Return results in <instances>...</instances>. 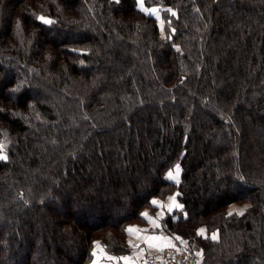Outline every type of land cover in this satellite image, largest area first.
Returning a JSON list of instances; mask_svg holds the SVG:
<instances>
[{
    "label": "trees",
    "instance_id": "trees-1",
    "mask_svg": "<svg viewBox=\"0 0 264 264\" xmlns=\"http://www.w3.org/2000/svg\"><path fill=\"white\" fill-rule=\"evenodd\" d=\"M145 3L0 0V264L122 255L176 191L200 264H264V0Z\"/></svg>",
    "mask_w": 264,
    "mask_h": 264
},
{
    "label": "crops",
    "instance_id": "crops-1",
    "mask_svg": "<svg viewBox=\"0 0 264 264\" xmlns=\"http://www.w3.org/2000/svg\"><path fill=\"white\" fill-rule=\"evenodd\" d=\"M138 6L141 8V5L138 3ZM160 7V13H161V6L159 5H154V6H147L144 0V4H143V8L148 9L149 11H144L147 14L153 15L155 16V13L153 11H151L152 9H159ZM142 10V8H141ZM143 11V10H142ZM180 167V173H179V181H180V176H181V166L180 164H177ZM176 167V166H175ZM174 168L170 169L169 171H173ZM169 171L167 172V174L169 173ZM168 178V175H167ZM169 179V178H168ZM170 181L176 183L175 181L169 179ZM178 193V191L173 192L171 194H168L166 197H153L151 200V206L150 207H146L143 209L142 213H147L149 217H151L152 219H148L145 216H143V218L145 219L144 223H135V224H131L128 226L129 227H133V228H138L140 230H146V231H140L139 234L137 233H128V242L132 241V243L134 245H139L142 246V250H138L136 252H132V253H128V254H124V255H116V254H112L110 252L107 251V249H105V246L99 242L100 247L97 248V246L95 245V253L96 255L93 258L92 264H125V261L123 260H119V259H109V257H132L134 264H142L143 260L146 258L144 257L147 254H151V253H157L159 250L165 248L163 245L167 244V243H173L174 239H176V237L178 235L176 234H170L169 232H167L165 230L166 225H165V218L168 215H173V218H178L179 213L183 212V209H173L171 212L168 211L167 205H169L171 203V201L169 200V197L172 196H176V201L179 204L183 203L178 199V195H176ZM156 200L159 201L162 205H164V207H160L159 205H154L152 204V201ZM184 207V205H183ZM200 229H205V227H201ZM217 236V233H215ZM150 236H156V237H161L162 239L160 240H156V241H152L151 243L154 245H159L160 247H149L148 248L146 246H143V242H148L145 238L146 237H150ZM149 244V242H148ZM145 247V249L143 248ZM131 248H136V247H132ZM147 248V249H146Z\"/></svg>",
    "mask_w": 264,
    "mask_h": 264
},
{
    "label": "snow or ice",
    "instance_id": "snow-or-ice-1",
    "mask_svg": "<svg viewBox=\"0 0 264 264\" xmlns=\"http://www.w3.org/2000/svg\"><path fill=\"white\" fill-rule=\"evenodd\" d=\"M138 3L141 5V8H142L143 11H146V12L149 11L148 9L143 8L144 0H138ZM151 11L158 12L157 9H152ZM37 19H39L40 21H42L45 24H51V23L54 22L50 18H47V17H45L43 15H39L37 17ZM5 146L6 145L4 143H0V150L4 149ZM6 159H7V156L5 154H3L2 152H0V160H6ZM179 173H180V167H179V165H176L175 169L173 171H169V173L167 175H168L169 179L175 181L176 183H179ZM176 195H179V193H177ZM169 200L171 201V203L169 205H167V208H168L169 212H171L173 209H183V205L179 204L176 201V196L169 197ZM152 204L159 205L160 207H164V205H162L159 201H156V200H153ZM243 211H244L243 209L239 210L238 214L242 215ZM232 214H233L232 212H229V215H232ZM142 215L145 216L146 218L150 219V220L152 219L151 217L148 216L147 213H142ZM126 231L128 233H137V234H139L140 231H146V230H140L138 228L129 227L128 229H126ZM204 233H205V229H199L198 230V234L199 235H204ZM145 239L149 242V244H148L149 247H160L159 245H154L151 242L152 241H156V240H160L162 238L161 237H156V236H150V237H146ZM177 239H181V238L177 237ZM211 239H213V240L217 239V236H216L215 233L212 234ZM182 242L187 244V241H182ZM94 243L96 244L97 248L100 247L99 242H94ZM128 243L132 247H139V245H134L132 243V241H129ZM163 246L164 247H173L174 245H172L169 242V243H167V244H165ZM141 251H143V250L141 249ZM201 254L202 253H197L198 256H200ZM93 255L95 256L96 253L94 252ZM109 259H119V260L125 261V264H134L132 257H127V256L126 257H119V258L109 257ZM94 264H95V262H94Z\"/></svg>",
    "mask_w": 264,
    "mask_h": 264
},
{
    "label": "built area",
    "instance_id": "built-area-1",
    "mask_svg": "<svg viewBox=\"0 0 264 264\" xmlns=\"http://www.w3.org/2000/svg\"><path fill=\"white\" fill-rule=\"evenodd\" d=\"M172 243L173 247H166L160 250L156 258H145L142 264H200L204 259L203 249L194 251L188 245V240L180 237ZM182 241H187V244ZM197 253H202L200 256Z\"/></svg>",
    "mask_w": 264,
    "mask_h": 264
},
{
    "label": "rangeland",
    "instance_id": "rangeland-1",
    "mask_svg": "<svg viewBox=\"0 0 264 264\" xmlns=\"http://www.w3.org/2000/svg\"><path fill=\"white\" fill-rule=\"evenodd\" d=\"M138 1V0H137ZM139 7V6H138ZM140 8V7H139ZM164 8V7H163ZM163 8H161V9H163ZM141 9V8H140ZM158 10V12H154L155 13V16H156V18L158 19V21H159V23H160V26H161V28H163V26L165 25V22H164V20L162 19V15H161V13H160V7H159V9H157ZM2 153L4 154V152L2 151ZM176 166V165H175ZM167 196V195H166ZM166 196H163V197H166ZM158 197V196H157ZM160 197V196H159ZM163 197H161V198H163ZM249 206V203H241V204H239V203H234V204H232L230 207H229V211L230 212H233V211H235V212H238L239 210H241V209H243V210H245L247 207ZM139 224H141V223H139ZM206 228V227H205ZM212 234V233H211ZM209 235V233H208V231H207V228H206V230H205V233H204V235H202V236H208ZM177 237H183V236H177ZM176 237V238H177ZM217 237H218V234H217ZM183 238H185V239H187L188 240V245L190 246V248L192 249V250H194V251H197L196 249H200V248H202V247H194V246H192V244H191V242H190V240L188 239V238H186V237H183ZM177 239H174V241H176ZM127 241H128V236H127ZM96 242H101L100 240H97ZM102 243V242H101ZM103 244V243H102ZM129 244V243H128ZM104 245V244H103ZM105 246V245H104ZM130 246V245H129ZM143 246H146L147 248H148V242H143ZM130 248H131V246H130ZM144 249H145V247H143ZM146 248V249H147ZM166 248V247H165ZM105 249H106V247H105ZM142 249V246H139V247H136V248H131L130 249V251L129 252H126V253H124V254H128V253H132V252H136V251H138V250H141ZM203 249V248H202ZM108 251V250H107ZM203 252H204V250H203ZM124 254H122V255H124ZM160 254V250L157 252V253H151V254H147V255H145L144 257H149V258H156V257H158V255Z\"/></svg>",
    "mask_w": 264,
    "mask_h": 264
}]
</instances>
